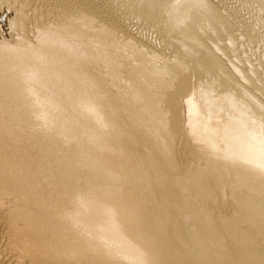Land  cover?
I'll return each mask as SVG.
<instances>
[{
	"label": "bare ground",
	"instance_id": "6f19581e",
	"mask_svg": "<svg viewBox=\"0 0 264 264\" xmlns=\"http://www.w3.org/2000/svg\"><path fill=\"white\" fill-rule=\"evenodd\" d=\"M167 1L0 2V264H264L261 124L226 94L224 158L185 164L171 101L191 80L214 116L212 57L264 111V34L233 5Z\"/></svg>",
	"mask_w": 264,
	"mask_h": 264
},
{
	"label": "rangeland",
	"instance_id": "374dc122",
	"mask_svg": "<svg viewBox=\"0 0 264 264\" xmlns=\"http://www.w3.org/2000/svg\"><path fill=\"white\" fill-rule=\"evenodd\" d=\"M6 1L9 0H0L2 5H4ZM108 1L112 4L113 6L112 8L117 7L120 11H122L125 14H128L129 12H132L134 10L135 11L144 10L147 14H151L155 17L157 16L159 17L161 14L160 12L161 7L165 8L167 7L166 4H168L167 0H129V3L125 2L126 0H108ZM217 1L219 3H222V5L224 4L225 6L227 5L228 7L229 6L232 7L233 5L234 6L233 8H236L235 11L237 13L239 12L240 16L241 15L243 16V17L241 16L243 19L245 20L247 19L246 22L247 21L248 23L250 22L251 27L253 26L256 32H260L262 35L264 34V26H263L264 15L263 14L261 15L263 17L260 16V11L258 12L259 8L257 9V6L259 7L258 3L256 4V2L255 3L253 2L254 4H256L254 5L255 7L253 8L252 6L250 7L251 4L253 5V3L249 2L248 0L247 1L250 4L247 2L244 3V1L246 0H242V1L217 0ZM246 3L249 4V8H247L248 5ZM255 16H257V18H255ZM2 17H3V12L1 11L0 25L6 24V21L1 19ZM258 17L260 18L258 19ZM254 19L257 20L255 21ZM253 21L255 23H253ZM263 40H264V35H263ZM263 40H261L262 43L261 42L258 43L260 46L259 45L257 46L256 44L255 47L253 46L251 47L253 49L252 51L251 49L249 51L252 54L248 53L249 51L247 52V56L251 54L249 55V57L251 56L256 57V62L258 59L257 55H260L258 59L259 62L264 59ZM262 55L263 57H261ZM205 59L207 62V67H210V70L213 71V73L216 76L218 74L220 77L219 78L220 81L216 84L214 88L215 92L213 91L214 93L213 96L216 100V103L214 105L215 109L214 112L212 113L214 114V116L211 118V115L207 110V106H206L207 101L203 97L202 89L198 87L196 91L193 92L195 88L192 85L191 80L185 82L184 85H182L183 91L181 93L175 94L173 100H171L172 111H173L172 115H174L173 116L174 129L177 130L176 144L178 145V154L180 158L184 160L185 164L191 162H198L199 160H201V163L205 165L207 163L218 161L220 158H224L228 147L222 140L225 130L222 124L226 123L230 119L229 112L231 110L229 105H227L228 103H226V99H225L226 94L233 95V97L238 101V103L241 106H243L244 103V108L247 107L246 104L250 105V107H247L246 110L252 114L253 118H255L259 124H261V132L259 134L263 135V139H264V111H261L259 113L256 112L255 110L253 111L250 100L244 98L243 94L236 88V86L233 85L232 83L230 84L229 81L226 80V77L224 76L223 72L221 73L218 66L212 60V57H206ZM219 73H221L223 77ZM205 74H206L205 71L200 70L198 73V78L203 79L205 77ZM227 199L229 200L227 205L231 210H234L236 207L235 200L230 198L229 195Z\"/></svg>",
	"mask_w": 264,
	"mask_h": 264
}]
</instances>
